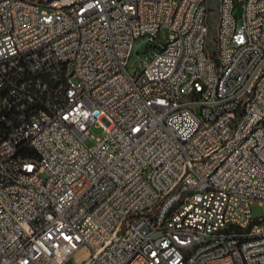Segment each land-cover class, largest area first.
I'll return each mask as SVG.
<instances>
[{
    "label": "built area",
    "instance_id": "2783aa9c",
    "mask_svg": "<svg viewBox=\"0 0 264 264\" xmlns=\"http://www.w3.org/2000/svg\"><path fill=\"white\" fill-rule=\"evenodd\" d=\"M212 1L0 0V264H264V0Z\"/></svg>",
    "mask_w": 264,
    "mask_h": 264
},
{
    "label": "bare ground",
    "instance_id": "6f19581e",
    "mask_svg": "<svg viewBox=\"0 0 264 264\" xmlns=\"http://www.w3.org/2000/svg\"><path fill=\"white\" fill-rule=\"evenodd\" d=\"M68 7H78V0H68ZM264 129V116L256 117L249 123L245 134H241V142H248V139L255 138L256 135L261 134ZM166 209H173V201H166ZM264 229V222H263ZM206 245V238H198L196 241L190 243V250H198L204 248Z\"/></svg>",
    "mask_w": 264,
    "mask_h": 264
},
{
    "label": "rangeland",
    "instance_id": "374dc122",
    "mask_svg": "<svg viewBox=\"0 0 264 264\" xmlns=\"http://www.w3.org/2000/svg\"><path fill=\"white\" fill-rule=\"evenodd\" d=\"M211 3L213 4V6L216 5L215 0H213ZM237 12H239V8L237 9ZM217 16H218V13L217 12H214V13L211 14V21H212V23L214 25L216 24ZM164 36H165V34H163V37ZM137 44H141V45L144 44V40L143 39H139L138 42H137ZM131 63H132V65H134L135 59H132V62ZM91 132L94 134V137L90 138V140L88 142L89 145H93L95 143V141H96V138L97 137H101L104 134L102 128H100V127H92L91 128ZM251 207H252V215L254 217H259V216L262 215V211H263L262 210V206L260 205V203L258 201H255L251 205Z\"/></svg>",
    "mask_w": 264,
    "mask_h": 264
}]
</instances>
